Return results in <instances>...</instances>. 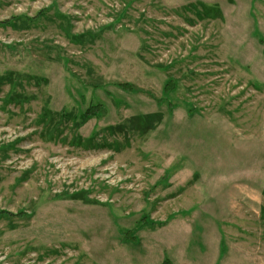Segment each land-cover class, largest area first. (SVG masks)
<instances>
[{
    "label": "rangeland",
    "instance_id": "374dc122",
    "mask_svg": "<svg viewBox=\"0 0 264 264\" xmlns=\"http://www.w3.org/2000/svg\"><path fill=\"white\" fill-rule=\"evenodd\" d=\"M263 190L264 0H0V264H264Z\"/></svg>",
    "mask_w": 264,
    "mask_h": 264
},
{
    "label": "trees",
    "instance_id": "16d2710c",
    "mask_svg": "<svg viewBox=\"0 0 264 264\" xmlns=\"http://www.w3.org/2000/svg\"><path fill=\"white\" fill-rule=\"evenodd\" d=\"M5 23H6V21H5ZM119 86L122 89H128L129 88L126 84H119ZM173 87H174L173 81H169V83H167L165 85L164 89L166 91H170V90H172ZM98 109H99L98 106L94 105L92 107L87 108L86 111L83 113V115H85V116L94 115L97 113ZM263 195H264V190H263ZM124 238H126L127 240L131 239L130 237H124Z\"/></svg>",
    "mask_w": 264,
    "mask_h": 264
}]
</instances>
